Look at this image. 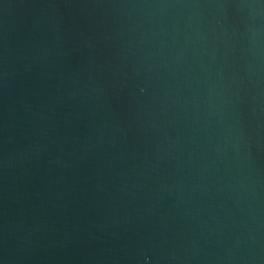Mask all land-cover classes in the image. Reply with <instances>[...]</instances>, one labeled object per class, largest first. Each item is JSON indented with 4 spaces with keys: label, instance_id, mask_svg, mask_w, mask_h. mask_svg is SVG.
Masks as SVG:
<instances>
[{
    "label": "water",
    "instance_id": "1",
    "mask_svg": "<svg viewBox=\"0 0 264 264\" xmlns=\"http://www.w3.org/2000/svg\"><path fill=\"white\" fill-rule=\"evenodd\" d=\"M0 264H264V0H0Z\"/></svg>",
    "mask_w": 264,
    "mask_h": 264
}]
</instances>
